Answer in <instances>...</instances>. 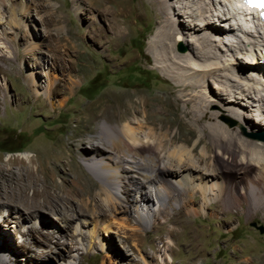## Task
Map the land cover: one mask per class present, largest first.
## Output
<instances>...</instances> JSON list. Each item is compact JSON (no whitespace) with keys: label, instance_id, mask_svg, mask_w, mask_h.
Masks as SVG:
<instances>
[{"label":"rangeland","instance_id":"rangeland-1","mask_svg":"<svg viewBox=\"0 0 264 264\" xmlns=\"http://www.w3.org/2000/svg\"><path fill=\"white\" fill-rule=\"evenodd\" d=\"M160 1L85 0L83 10L77 11L75 0H13L11 5L16 4V7L1 9L0 12L4 13V23L0 25V165H6L7 169L9 163L20 160L28 162L38 153L44 158L49 146L61 144L64 152L69 147L70 153L67 151L66 157L59 158L60 162L64 161L66 168L55 172L56 174L54 171L51 172L56 185L62 184V176L68 175L67 180L76 178L84 188L86 187L87 192L96 194L100 190L101 182L80 164L77 157L78 148L70 141L75 132L79 131L78 122H81L80 128L89 123L90 118L88 120L83 113L86 106L95 107L97 102L115 96L127 101L128 95H132L131 100L136 103L139 101L138 97L142 96L154 103L153 107L160 111L161 115H156L157 117L150 115L158 124L165 120L173 121L175 116L182 118L184 101H177V104L168 107L165 101L154 100L165 97V93H171L174 85L171 79L165 78L156 70L154 56L150 51L160 39ZM177 1L180 5L183 2ZM185 1L193 5L196 0ZM216 2L222 9L229 10L226 15L232 14L235 19H232V23L237 28L241 27L236 12L230 9L231 3L228 0ZM225 2L228 8L225 7ZM172 3L175 1L167 0L168 5L171 6ZM21 4L23 6H20ZM172 9L174 19L187 21L185 15L179 14L184 13L185 8ZM180 24L188 31L187 22L182 21ZM251 25L253 24L247 28L248 31H253L252 33L258 37L263 36L264 26L255 25L258 28L254 26L256 29L252 30ZM240 30L236 31V35L245 40L242 45L247 50L241 53L238 48L234 49L237 52L236 56L243 57L240 58L242 60L240 65L246 68L244 72L250 76L254 65H247L245 61L252 59L253 62L257 54L260 55L258 47L261 49L262 47L247 44L249 39H246L244 30ZM185 39L187 33L177 35L173 44L176 52L190 53L191 47ZM222 40L217 42V48ZM259 40L261 41V37L255 40L258 41L256 43L258 45ZM181 48L186 51H180ZM56 52L60 53L61 61H56ZM221 59L222 56L220 59L214 58L212 62L221 63L223 60H230L231 56L226 55ZM234 67L238 69V64ZM30 73H34L40 81L42 87L39 93L32 92L29 87L27 77ZM92 80L97 90L88 93L86 89ZM214 80L202 81L204 92L208 91V95L217 102L208 106L209 111L218 113L214 120L225 123L230 121L227 123L228 128L235 133L238 132L239 136L248 140H258L253 136L264 135V126L256 125L257 128L248 126V123H255L252 116L258 120L254 115L256 112L240 108L248 114L246 124L231 115L228 108H239V105L233 103L223 105L216 88L219 82ZM257 80L261 83L259 79ZM48 81L54 83L55 93L51 99L57 106L70 98L65 107H58L55 110L51 108V99L47 97ZM96 107V114L102 115L101 122L105 123L107 113L103 107ZM169 110L172 116L166 117L165 111ZM179 123L177 121L174 124L172 136L179 137L178 145H184V140H188L191 143L189 147H192L200 138L201 131L197 129L188 131L190 129L185 122ZM179 125L182 127L181 130L178 129ZM83 134L90 137L93 132L85 131ZM203 141L198 145L196 155L203 152L206 145L214 150L208 136L205 135ZM41 160L47 162L42 158ZM200 165L202 168L206 167L202 161ZM236 170L240 174L241 171L238 168ZM233 175L225 169L218 182L224 188L230 189L238 180L235 179V173ZM177 179H184V175ZM148 190L149 186L146 191ZM56 192L59 193V190L56 189ZM30 195L32 196V192ZM198 196L200 199L201 194ZM77 203L74 200L68 206L75 204L77 206ZM213 206L208 214L200 213L196 217L193 215L189 217L190 219L187 218L190 223H184L180 232L173 238L175 245L168 251L172 261H168L167 264H264V216L259 213L247 218L243 210H234L227 214L215 213L217 205ZM11 207L14 206L0 210V264H162L159 260L161 254L167 256L164 250L168 249L167 242L170 240L167 235L169 227L158 228L155 226V220H152L145 240L128 241L130 232L128 228L122 230L118 221H115L114 232H104L101 219L94 215L95 210L88 211L81 221L71 223V231L77 234V238L75 240L68 238L62 251L72 252L65 260L57 261L52 258L54 254L49 252L50 244L46 243L43 234L55 227L64 228L63 225L66 223L54 219L51 213L42 212L48 225L42 229L35 242L33 237L24 233L30 223L19 227L11 220L3 221L4 215L8 214ZM48 209L51 210V207H47L45 211ZM173 213V210H167V214L160 217V222L164 223L167 218L173 216ZM135 214L136 210L132 206L128 215L133 219ZM13 215L16 216V213ZM62 217L64 218V215ZM32 222L41 225V219L37 215ZM136 249L142 251L135 252ZM121 253L125 256L121 257Z\"/></svg>","mask_w":264,"mask_h":264},{"label":"bare ground","instance_id":"bare-ground-1","mask_svg":"<svg viewBox=\"0 0 264 264\" xmlns=\"http://www.w3.org/2000/svg\"><path fill=\"white\" fill-rule=\"evenodd\" d=\"M11 1L13 2L0 0V11L6 7H16V1L13 5ZM84 1L75 0L77 11L83 10ZM174 1L171 6L167 4V0L160 1V39L150 51L154 56L156 70L165 78L171 79L174 84L171 93H165V97L154 100L165 101L168 107L177 104V101H184L182 118L175 116L173 121L163 120L162 124H158L150 115H161L160 111L153 107L154 103L142 96L138 97L139 101L136 103L132 102V95L127 96V101L115 96L97 102L95 105L103 107L107 113L105 123L101 122L103 116L96 114V106H86L83 113L88 120L90 118L89 123L80 128L81 122H78L79 131L75 132L70 141L78 148L77 157L80 164L101 182L100 190L96 194L87 192L86 187L84 188L76 178L67 180L68 175L62 176V184L56 185L51 172L56 174L55 172L66 168L64 161L60 162L59 158L66 157L67 151L70 153V148L67 147L64 152L61 144L49 146L44 158L38 153L28 162L20 160L9 163L7 169L6 165H0V210L14 206L9 211L5 209L8 214L4 215L3 221L11 220L19 227L30 223L24 233L33 237L35 242L42 229L48 225L42 212L51 213L55 216L50 214L54 219L66 223L63 225L65 229L55 227L43 234L46 243L50 244L49 252L54 254L52 258L57 261L70 256L72 250L65 253L62 247L66 245L68 238H77V234L71 231V223L81 221L88 211L96 210L94 215L101 219L104 232H114L115 221H118L122 230L128 228V241L145 240L152 220H155V226L158 228L169 227L167 235L170 240L167 242L168 249L164 250L167 256L161 254L159 258L162 264L172 261L168 251L174 247L173 238L180 232L181 226L189 222L187 218L190 219L193 215L196 217L200 213L208 214L214 204L217 205V210H213L215 213L227 214L230 211L243 210L247 218L259 213L264 216V142L242 138L238 132L228 128L230 121H215L218 113L209 111L208 106L217 102L208 95V91L204 92L202 89V81L215 79L214 82H219L216 88L222 104L239 105V108H228L231 115L244 124L248 114L240 108L255 111L254 115L258 120L252 116L255 123L247 122L248 126H264V32L263 36L258 37L247 29L250 24H253L251 28L255 30L258 28L255 25L264 26V23H248L251 15L244 13L233 0H228L231 3L230 9L236 12L239 18L241 27H238L244 30L246 39H249L247 44L262 47H258L260 55L257 54V59H253V62L252 59L245 61L247 65H254L251 75L248 76L244 72L246 68L240 65V58L243 57L236 56L234 49L238 48L241 53L247 50L242 45L245 40L236 35V31L240 29L232 23V19H235L231 12L229 18L226 15L229 10L222 9L216 0H196L193 5L185 0L181 5L178 4L179 1ZM172 7L185 8V12L179 14L185 15L187 21L174 19ZM225 7L228 8L227 3ZM3 14L0 12V25L4 23ZM182 21L188 23V31L180 24ZM184 32L187 33L185 40L191 47L189 54L178 53L173 46L177 35ZM216 32L218 34H214ZM258 33L260 34V31ZM260 37L258 45L255 40ZM221 39L223 40L217 48V42ZM55 55L56 61H61L60 53L56 52ZM226 55L231 56V59L221 63L212 62L214 58L220 59L222 56L223 59ZM236 64L238 69L233 68ZM27 82L32 92L39 93L42 86L34 73L28 75ZM48 82L47 97L51 99L55 88L52 81ZM69 100L70 98H67L57 106L51 99V108L55 110L65 107ZM170 110L165 111L166 117L172 116ZM177 121L179 124L185 122L190 129L188 131H201L200 138L192 147H189L191 143L188 140H184V145H178L179 137L172 136L171 132ZM181 128L179 125L178 129ZM85 131H92L93 135L86 137L83 134ZM205 135L212 141L214 150L204 145L205 150L196 155L198 145L204 142ZM253 138L257 139L255 136ZM39 156L47 162H43ZM201 161L206 167H201ZM237 168L241 171L240 174ZM225 169L231 175L235 173V179H238L230 189L224 188L218 182ZM181 175H184V179H177ZM148 186L149 190L146 191ZM151 188L154 190H150ZM74 200L79 204L68 206ZM132 206L136 210L134 220L128 215ZM156 206L158 207L155 208ZM47 207H51L48 212L45 211ZM169 209L174 211L173 216L167 218L164 223L160 222V217H164ZM15 213L16 216L13 215ZM36 215L41 219V225L32 222ZM140 250L136 249L135 252ZM120 255L125 256L124 253Z\"/></svg>","mask_w":264,"mask_h":264},{"label":"trees","instance_id":"trees-1","mask_svg":"<svg viewBox=\"0 0 264 264\" xmlns=\"http://www.w3.org/2000/svg\"><path fill=\"white\" fill-rule=\"evenodd\" d=\"M86 90H87L88 93H91V91H93V90H97V87H95V83H94L93 80L88 84Z\"/></svg>","mask_w":264,"mask_h":264},{"label":"water","instance_id":"water-1","mask_svg":"<svg viewBox=\"0 0 264 264\" xmlns=\"http://www.w3.org/2000/svg\"><path fill=\"white\" fill-rule=\"evenodd\" d=\"M180 51H184V49L183 48H181L180 49ZM257 139H259V140H261V141H264V135L262 134V135H258V136H255Z\"/></svg>","mask_w":264,"mask_h":264},{"label":"snow or ice","instance_id":"snow-or-ice-1","mask_svg":"<svg viewBox=\"0 0 264 264\" xmlns=\"http://www.w3.org/2000/svg\"><path fill=\"white\" fill-rule=\"evenodd\" d=\"M258 6L264 7V4H259Z\"/></svg>","mask_w":264,"mask_h":264}]
</instances>
